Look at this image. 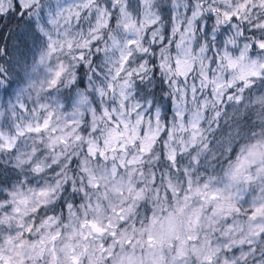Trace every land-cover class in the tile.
<instances>
[{
	"label": "snow or ice",
	"instance_id": "6c2138e0",
	"mask_svg": "<svg viewBox=\"0 0 264 264\" xmlns=\"http://www.w3.org/2000/svg\"><path fill=\"white\" fill-rule=\"evenodd\" d=\"M0 264H264V0H0Z\"/></svg>",
	"mask_w": 264,
	"mask_h": 264
}]
</instances>
